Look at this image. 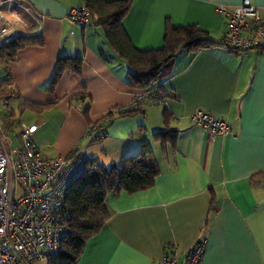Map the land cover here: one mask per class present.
Segmentation results:
<instances>
[{"label": "crops", "instance_id": "crops-1", "mask_svg": "<svg viewBox=\"0 0 264 264\" xmlns=\"http://www.w3.org/2000/svg\"><path fill=\"white\" fill-rule=\"evenodd\" d=\"M26 1L41 16L40 22L28 18V34L40 35L44 43L22 47L0 63V136L18 145L20 123L37 122L35 142L44 157L80 149L105 165H121L146 141L159 167L151 187L108 194L110 216L87 241L78 264H161L172 243L183 260L203 237L201 264H264V181L255 179L264 171V49L236 52L218 45L194 54L180 51L160 86L162 99L114 118L97 140L88 132L91 123L150 93L128 84L129 66L97 16L85 25L66 18L86 0ZM241 1L131 0L122 26L139 49L161 48L168 24H195L218 41L227 18L217 5ZM252 2L264 16V0ZM75 56L83 59L82 73L64 71L49 91L58 58ZM24 100L50 105L21 111ZM200 109L226 120L232 132L211 136L191 116ZM167 127L176 131L173 141L155 140Z\"/></svg>", "mask_w": 264, "mask_h": 264}, {"label": "built area", "instance_id": "built-area-1", "mask_svg": "<svg viewBox=\"0 0 264 264\" xmlns=\"http://www.w3.org/2000/svg\"><path fill=\"white\" fill-rule=\"evenodd\" d=\"M216 10L226 16L227 29L221 39L226 48L243 52L264 49V16L252 0L237 5L218 4ZM40 14L26 0H0V47L28 34V18L40 22ZM91 12L86 5L71 8L66 18L73 24L85 25ZM162 99L151 92L149 99L139 98L112 112L143 108ZM3 106L8 105L2 99ZM193 120L211 136L232 132L231 125L213 113L197 110ZM107 120L89 127L94 139L105 136ZM39 124L20 123L19 144L0 136V264H33L58 254L69 231L67 197L76 178L88 170L90 157L80 149L55 158L44 157L35 142ZM206 238H200L182 260L176 243L169 244L161 264H201Z\"/></svg>", "mask_w": 264, "mask_h": 264}, {"label": "trees", "instance_id": "trees-1", "mask_svg": "<svg viewBox=\"0 0 264 264\" xmlns=\"http://www.w3.org/2000/svg\"><path fill=\"white\" fill-rule=\"evenodd\" d=\"M86 6L91 16H97L98 24L105 28V33L110 45L115 52L129 66L128 84L131 87L145 89L148 93L160 92L163 79L172 73V66L178 54L182 50L196 53L202 49L223 45V41L214 39L206 30L195 24L174 26L168 24L164 44L161 48L139 49L135 47L123 29L122 19L130 10L131 0H86ZM43 37L40 35H26L19 37L0 47V63L12 59L17 51L28 45H42ZM233 51V50H232ZM82 57L58 58L57 67L48 83V90L53 91L64 71H72L80 75L82 73ZM10 91L1 90V94ZM20 95L17 94V98ZM50 104L38 105L24 100L20 103V110L34 109L42 111ZM88 106L83 107L85 117H88ZM142 108L126 109L114 114L110 109L101 121L112 122L116 117H125L142 112ZM168 109L164 110L165 123L168 126ZM99 121V122H101ZM98 123V122H97ZM95 124V123H94ZM93 123L90 124L92 126ZM176 131L166 128L155 133V140L160 142L173 141ZM151 148L146 141L138 153L126 156L121 165H105L97 158H91L89 168L84 171L69 188L67 197V210L69 213V231L63 238L61 251L52 256L50 264H78L86 243L96 235L105 225L110 216L107 197L110 192L125 191L129 194L145 190L155 183L159 174V167L153 158ZM257 181H264V171L256 174Z\"/></svg>", "mask_w": 264, "mask_h": 264}, {"label": "rangeland", "instance_id": "rangeland-1", "mask_svg": "<svg viewBox=\"0 0 264 264\" xmlns=\"http://www.w3.org/2000/svg\"><path fill=\"white\" fill-rule=\"evenodd\" d=\"M10 105L14 107L15 106L14 101L13 102H10ZM15 124L16 123H14V125ZM15 129H18V124H17V126H16ZM19 130H20V127H19ZM14 143L17 144V139H14ZM33 264H50V261H49V259L37 260V261L33 262Z\"/></svg>", "mask_w": 264, "mask_h": 264}]
</instances>
